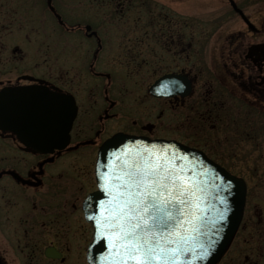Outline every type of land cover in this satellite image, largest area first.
<instances>
[{"label": "flooded vegetation", "instance_id": "obj_1", "mask_svg": "<svg viewBox=\"0 0 264 264\" xmlns=\"http://www.w3.org/2000/svg\"><path fill=\"white\" fill-rule=\"evenodd\" d=\"M54 88L77 109L61 149L26 103ZM0 94V264H89L84 202L115 134L264 152V0H0ZM245 214L248 246L217 264H264L263 210Z\"/></svg>", "mask_w": 264, "mask_h": 264}, {"label": "snow or ice", "instance_id": "obj_2", "mask_svg": "<svg viewBox=\"0 0 264 264\" xmlns=\"http://www.w3.org/2000/svg\"><path fill=\"white\" fill-rule=\"evenodd\" d=\"M10 103L0 94V111ZM26 103L31 131L38 139L56 138L73 106L72 98L55 88L36 90ZM100 179L107 181L101 188L109 199L101 202L106 205L103 215L93 219L95 238L111 249L105 264H175L185 250L180 247L188 235L185 230L196 232L204 216L196 202V186L185 179L184 171L145 148L126 160L118 174ZM219 219H224L223 213ZM214 244L211 240L209 247Z\"/></svg>", "mask_w": 264, "mask_h": 264}, {"label": "water", "instance_id": "obj_3", "mask_svg": "<svg viewBox=\"0 0 264 264\" xmlns=\"http://www.w3.org/2000/svg\"><path fill=\"white\" fill-rule=\"evenodd\" d=\"M70 97L73 100L72 111L62 120L59 135L54 139H38L33 135L36 143L60 149L67 145L77 111L75 101ZM145 148L151 149L158 156L166 157L172 167L184 171L185 179L196 186V202L200 205L199 211L204 212L203 225L197 226L196 232L185 230L188 235L185 236V243L180 245L185 250L175 264H217L230 247L242 221L247 185L244 178L228 171L201 149L176 140L117 133L103 143L95 167L97 189L84 202L85 215L93 222L94 233L93 217L99 218L103 215V207L106 205L101 202L109 199L101 188L102 182L107 183L101 181V175L118 174L126 160ZM221 213L224 215L223 220L219 219ZM211 240L215 244L209 247ZM110 251L106 241L98 240L94 236L88 250L89 264H105ZM205 251L206 256L203 255Z\"/></svg>", "mask_w": 264, "mask_h": 264}, {"label": "rangeland", "instance_id": "obj_4", "mask_svg": "<svg viewBox=\"0 0 264 264\" xmlns=\"http://www.w3.org/2000/svg\"><path fill=\"white\" fill-rule=\"evenodd\" d=\"M206 16L210 19L212 16L216 15V12L211 11L210 9L204 10ZM194 14V13H193ZM235 141L233 140H222L219 142H214L213 145H216V151L210 149V157L216 162L218 161L222 166H225L233 174L243 177L248 184V192L245 206V216L250 217L253 207L257 204L261 210H263L264 215V173H249L245 168L248 166L254 165H264V152H257L254 156H249L247 153H244V150L241 149L238 153L235 149ZM264 145V142H263ZM264 150V147L261 149ZM263 154V155H261ZM256 191L260 192V196L256 194ZM248 220V219H247ZM242 234V233H241ZM240 235V234H239ZM244 235V234H243ZM243 235L241 238H243ZM246 238H248L246 236ZM232 247L237 246V249H246L248 246L245 242L240 243L239 237L233 240ZM232 254V250L228 252L227 256L222 260V262H227ZM225 264V263H222Z\"/></svg>", "mask_w": 264, "mask_h": 264}]
</instances>
